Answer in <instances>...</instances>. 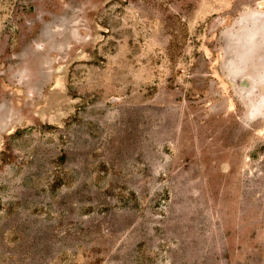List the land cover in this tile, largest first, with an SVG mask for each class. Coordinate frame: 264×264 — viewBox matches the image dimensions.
I'll use <instances>...</instances> for the list:
<instances>
[{"label": "rangeland", "instance_id": "374dc122", "mask_svg": "<svg viewBox=\"0 0 264 264\" xmlns=\"http://www.w3.org/2000/svg\"><path fill=\"white\" fill-rule=\"evenodd\" d=\"M254 11L0 0V264H264V108L225 63Z\"/></svg>", "mask_w": 264, "mask_h": 264}, {"label": "water", "instance_id": "95a60500", "mask_svg": "<svg viewBox=\"0 0 264 264\" xmlns=\"http://www.w3.org/2000/svg\"><path fill=\"white\" fill-rule=\"evenodd\" d=\"M242 29L226 36V67L236 90L248 101L252 112L261 113L264 95V12L254 11L243 17Z\"/></svg>", "mask_w": 264, "mask_h": 264}]
</instances>
